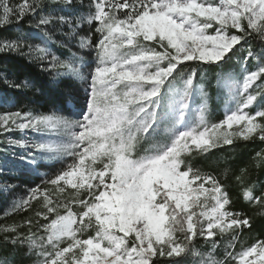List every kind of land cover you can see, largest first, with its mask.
<instances>
[{
    "label": "snow or ice",
    "instance_id": "1",
    "mask_svg": "<svg viewBox=\"0 0 264 264\" xmlns=\"http://www.w3.org/2000/svg\"><path fill=\"white\" fill-rule=\"evenodd\" d=\"M51 4L61 14L46 12ZM25 20L36 34L0 37V54L36 62L50 83L78 82L83 95L78 111L66 115L0 113V135L10 149L23 150L19 162L33 173L56 169L27 196L13 198L6 217L32 215L0 225L3 243L25 248L32 264H185L189 257H201L200 264H264V239L236 250L252 218L232 208L220 176L191 162L237 141L264 144V90H253L264 80V0H89L87 9L82 0L77 7L74 0H0V28ZM53 44L68 55L62 58ZM244 44V67L226 72ZM188 62L220 69L217 83L228 93L222 119L209 118V94L195 83L198 69L180 71ZM253 159L264 163V149ZM7 171L0 164V176ZM234 179L243 201L264 217V189L254 195L246 168ZM16 187L4 183L0 192ZM198 239L207 253L196 248ZM221 242L222 260L214 255Z\"/></svg>",
    "mask_w": 264,
    "mask_h": 264
},
{
    "label": "trees",
    "instance_id": "2",
    "mask_svg": "<svg viewBox=\"0 0 264 264\" xmlns=\"http://www.w3.org/2000/svg\"><path fill=\"white\" fill-rule=\"evenodd\" d=\"M23 0H10L12 5H19ZM31 2V0H28ZM81 0H74V7H77ZM84 9H87L89 0H82ZM46 12H56L61 14V8L58 4H51L45 9ZM71 11V10H70ZM83 11V9L81 10ZM67 14V13H63ZM29 32L34 36L35 30L27 28V20L19 28L13 26L10 28H0V37H15L21 31ZM87 26H85V32ZM84 34V33H82ZM55 40H60L62 37L59 34L54 36ZM252 47L255 52L259 53L261 46L258 42L253 41ZM55 51L62 58L68 55L66 49L59 48L57 45H52ZM248 50V45L237 49L236 54L225 65L226 72L239 73L244 67L243 56ZM191 67H181V72H190L192 68H197V75L195 76V83L197 86H203L205 91L209 94V113L212 121H218L223 118L225 104L228 103L227 90L219 86L217 83V75L220 69L210 67L208 65H198L197 63L188 62ZM255 61L248 64L249 70H253ZM50 77L46 73H42L36 62H29L27 57L11 54H0V113L6 111L16 110H33L37 112L57 111L63 114H68L70 108L67 106L68 102L78 109L80 101L73 97V83L70 79H60L59 83H50ZM27 81L29 87H21L19 89L12 87L11 83L22 84ZM256 85L260 87L257 88ZM254 85V91L264 90V80L257 81ZM199 96H195L192 100V106L199 104ZM14 136L18 134H12ZM5 136L0 135V139ZM143 147H148L144 144ZM264 149V144L257 142H243L237 141L232 146H224L222 148L213 150L212 153L206 157L195 156L191 162L194 166L200 167L205 171L212 172L220 176L223 183L226 184L227 190L233 200L232 208L245 212L252 218L251 229H245L242 235L239 236L236 250H239L241 244H251L256 239H264V217L255 214L253 209L243 201L240 197V188L235 182V175L239 174L241 168L247 169L248 184L254 185V195H259L260 191L264 189V163L260 166L256 165L253 159L255 153ZM51 163V162H48ZM0 164L7 167L8 171L1 177L4 178V183L16 185L15 191L11 194L0 192V214L1 210L11 203L17 194L29 188L35 187L42 182V176H49L56 170L50 167H41L35 173L29 171L24 167L19 160L13 159L10 154L0 153ZM228 167L227 176H224V169ZM59 168V165L56 166ZM47 173L48 175H45ZM0 187L2 185L0 184ZM35 207H38L34 204ZM8 211V210H7ZM258 211V209H257ZM6 211H4L5 214ZM0 215V225L13 223L22 224L23 220L32 215V212H20L14 215L5 216ZM27 231V229H22ZM196 248L207 253L208 246L205 245L203 239L196 241ZM25 248L17 246L13 248L10 244L3 243V236L0 235V258H7L12 261V264H32V259L25 256ZM224 243L221 242L219 248L214 255L217 259H224ZM201 257H189L185 264H200Z\"/></svg>",
    "mask_w": 264,
    "mask_h": 264
},
{
    "label": "rangeland",
    "instance_id": "3",
    "mask_svg": "<svg viewBox=\"0 0 264 264\" xmlns=\"http://www.w3.org/2000/svg\"><path fill=\"white\" fill-rule=\"evenodd\" d=\"M72 85H73L72 87H73V90H74V92H73V97H74L76 100L80 101V99H81V97H82V95H83V89L81 88V86L79 85L78 82H77V83H73ZM67 106L70 108V111H71V112H76V111H78V109H76V108L73 106V104L70 103V102H68ZM197 106H198V105H197ZM197 106H192L193 110H195V108H196ZM193 116H194V113H193ZM193 116H190V119L193 118ZM74 118H76V117H74ZM12 134H18V135L14 136V135H12ZM12 134H11V136H13V137H15V138H20V133H18V132H14V133H12ZM3 136H4V135H3ZM7 139H8V137H6V136H5V138L0 139V153H2V154H10V156L13 157V156H12V153L15 152V153H16V159L19 160L18 158H19L20 155L23 154V150L18 149V148H11V149H10L9 146H8V144H7ZM47 163H48V162H47ZM45 179H47V176H42V180H45ZM0 184H1L2 186H3V184H4V178L1 177V176H0ZM39 184H41V182L38 183L37 185H39ZM27 194H28V190L22 191L21 193L19 192V193L16 195V196H17L16 198L27 196ZM12 200H13V199H12ZM12 200H11V202H12ZM10 206H11V203L8 204L5 208H3V209L1 210V214H0V215H3V214H4V211L9 210Z\"/></svg>",
    "mask_w": 264,
    "mask_h": 264
}]
</instances>
